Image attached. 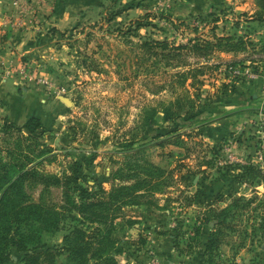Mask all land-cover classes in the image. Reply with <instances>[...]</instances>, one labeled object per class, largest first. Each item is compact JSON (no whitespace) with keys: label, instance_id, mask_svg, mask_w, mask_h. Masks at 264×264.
Wrapping results in <instances>:
<instances>
[{"label":"rangeland","instance_id":"1","mask_svg":"<svg viewBox=\"0 0 264 264\" xmlns=\"http://www.w3.org/2000/svg\"><path fill=\"white\" fill-rule=\"evenodd\" d=\"M259 13L254 0H0V166L13 184L0 264L48 251L33 264H76L74 225L109 231L86 264H264ZM23 169L36 173L16 180ZM99 186L142 197L103 204L104 226L71 205Z\"/></svg>","mask_w":264,"mask_h":264},{"label":"trees","instance_id":"2","mask_svg":"<svg viewBox=\"0 0 264 264\" xmlns=\"http://www.w3.org/2000/svg\"><path fill=\"white\" fill-rule=\"evenodd\" d=\"M255 5H257L259 14L256 15L255 19L259 22H264V0H254ZM222 37L219 39L221 40ZM230 40V38H227ZM155 44L159 46H164L165 43L154 41ZM184 46H179L182 48ZM193 50L197 51L199 47L192 46ZM201 48V46H200ZM233 50V48H232ZM165 120L168 119V115L164 113ZM39 126V118L31 117L29 118L23 125L30 133L34 132L36 128ZM2 166H0V193L1 191L8 190L13 187L11 183L12 177L8 175L7 171H4ZM3 170V171H2ZM34 174L36 171L31 170H22L20 174L17 176L16 180H20L25 174ZM39 182L43 186H48L50 184H56L59 179L55 176H39ZM153 187L158 186V182L155 180L153 182ZM133 187H126L125 192L119 196L118 189H112L109 193H106L105 189L102 186L96 187L94 190L84 189L82 188L77 195L78 202L75 200L72 201V206L77 210V213L81 215L84 219L90 222H99L106 226L108 224L109 214L108 212H104L101 210L103 204H110L112 208L115 204V201L119 200L125 202L126 204L133 205L137 204V197H142V194H135L132 190ZM1 210V208H0ZM115 211V210H114ZM16 214V213H15ZM111 218L113 217L110 216ZM112 223V222H111ZM222 226L223 223H219L218 226H213V231L209 233V239L205 243V252L208 254L209 261L213 257V251L216 247H218V242L220 238L224 235ZM105 232V233H104ZM109 231H104L102 229L97 230L94 234H88L82 228L74 225L72 230L69 232V235L65 237V247L66 250L70 251L72 255V260L76 264H86L89 258H95L96 255L102 254L108 248L110 244V240H108L107 233ZM52 255L51 252L34 254L33 256L26 255L25 256V264H33L35 261H39L42 256ZM89 256V257H88ZM109 264H117L116 262L110 260Z\"/></svg>","mask_w":264,"mask_h":264},{"label":"built area","instance_id":"3","mask_svg":"<svg viewBox=\"0 0 264 264\" xmlns=\"http://www.w3.org/2000/svg\"><path fill=\"white\" fill-rule=\"evenodd\" d=\"M248 75H249V77L252 78V79L255 77L254 74H251V73H248Z\"/></svg>","mask_w":264,"mask_h":264},{"label":"crops","instance_id":"4","mask_svg":"<svg viewBox=\"0 0 264 264\" xmlns=\"http://www.w3.org/2000/svg\"><path fill=\"white\" fill-rule=\"evenodd\" d=\"M249 8H250V4H249ZM260 172H261V173L263 172V170H261V168H260Z\"/></svg>","mask_w":264,"mask_h":264},{"label":"water","instance_id":"5","mask_svg":"<svg viewBox=\"0 0 264 264\" xmlns=\"http://www.w3.org/2000/svg\"><path fill=\"white\" fill-rule=\"evenodd\" d=\"M66 101V99H64ZM263 249H264V245H263Z\"/></svg>","mask_w":264,"mask_h":264}]
</instances>
